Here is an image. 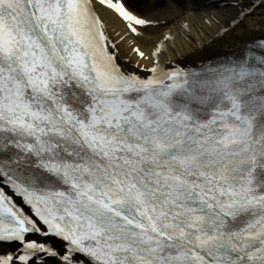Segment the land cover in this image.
<instances>
[{"label": "snow or ice", "instance_id": "snow-or-ice-1", "mask_svg": "<svg viewBox=\"0 0 264 264\" xmlns=\"http://www.w3.org/2000/svg\"><path fill=\"white\" fill-rule=\"evenodd\" d=\"M97 3L135 38L168 26L124 0H0V264H264V40L186 69L166 33L132 47L140 75ZM233 7L225 33L264 0Z\"/></svg>", "mask_w": 264, "mask_h": 264}, {"label": "bare ground", "instance_id": "bare-ground-1", "mask_svg": "<svg viewBox=\"0 0 264 264\" xmlns=\"http://www.w3.org/2000/svg\"><path fill=\"white\" fill-rule=\"evenodd\" d=\"M157 2L158 0H135V12L147 18L161 20V18H156L157 15L155 14ZM179 5H182L181 0H179ZM208 5L205 0H196L194 8H188L186 14H190L173 27L170 34L173 37L174 45L168 49L169 57H165L163 53L161 54V61L166 66L179 65L186 69H195L215 56L238 52L247 43L260 40V35L264 33V22L259 23L255 27H250L248 24V27L246 26L236 33H225L222 25L236 15L237 9L231 6L230 0H210ZM168 9L172 8L168 7ZM96 12L105 22L106 32L112 42L116 43L121 50V63L130 71L146 75L147 67L141 66L140 63L142 62L139 61L140 58L132 51V47L148 43L150 35L146 34H152L163 27L150 29L142 38H135L128 32L121 18L112 10L97 3ZM180 14H173L170 18L161 20V22L170 25L178 16L180 18L182 15ZM187 31L188 33L191 31L196 36V43L189 41L187 44L182 39H179L180 32L185 33ZM163 36H161V39ZM159 40L153 39L149 44L154 47ZM170 43L166 41V45ZM137 64H139V67H136ZM150 66L148 64V67Z\"/></svg>", "mask_w": 264, "mask_h": 264}, {"label": "rangeland", "instance_id": "rangeland-1", "mask_svg": "<svg viewBox=\"0 0 264 264\" xmlns=\"http://www.w3.org/2000/svg\"><path fill=\"white\" fill-rule=\"evenodd\" d=\"M207 2V6L208 5V2L210 0H205ZM124 3L126 4V7L132 11L133 13L137 14L135 12V0H124ZM194 3L196 4V0H181V6L177 7L174 5V0H167V4H166V7L163 8V9H159L158 11L156 10L155 11V14L157 15L156 18H161V20L165 19V18H170L173 14H176V15H179L180 12H181V16L179 18H176V20L174 22H172L170 25H168L167 27H163L161 28V30H158V31H154L152 34H146V35H150V41H153V39H161V36L166 34V33H171V30L173 29V27L181 20V19H185L190 13L186 14L187 11H188V8H192L194 6ZM218 3V2H217ZM230 3H231V6H233L235 3H236V0H230ZM252 3V0H242V4L243 5H247V4H250ZM191 4V5H190ZM219 4V3H218ZM168 7H171L172 9H168ZM194 8V7H193ZM195 11H198L196 9H193ZM139 15V14H137ZM150 19H154V18H150ZM264 22V11H258L257 13H255L254 16H252L250 19L247 20L246 22V26L248 27V24L250 25V27H255L257 26L259 23H262ZM189 30V29H188ZM238 30H242V28H239L237 29L236 31L234 32H230V33H236L238 32ZM179 39H182L183 42L187 43L189 41L191 42H195L196 43V40H195V37L194 34L190 31L188 33L187 32H180L179 34ZM260 40H264V33H262L259 37ZM148 42L146 44H140L138 47L141 48L142 51H144L146 53V55H150L151 52L153 51L154 47H151L152 45H150L149 43L151 42ZM172 42L167 45L166 47V52H164L163 54L165 55V57H169L168 56V49L169 48H172L171 46L174 45V43L172 44ZM226 55V54H225ZM219 56V55H218ZM217 57V56H215ZM139 61H141L139 59ZM142 63L141 66L143 67H147L148 68V64L149 66L151 65V61L148 60V59H145L143 61H141Z\"/></svg>", "mask_w": 264, "mask_h": 264}]
</instances>
